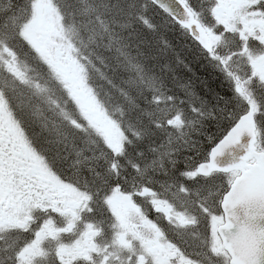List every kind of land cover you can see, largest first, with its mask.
<instances>
[{
    "label": "trees",
    "instance_id": "1",
    "mask_svg": "<svg viewBox=\"0 0 264 264\" xmlns=\"http://www.w3.org/2000/svg\"><path fill=\"white\" fill-rule=\"evenodd\" d=\"M42 1L50 9L42 14L52 18L54 37L51 30L46 34L45 25L43 31L32 25ZM185 1L207 31L219 36L212 53L149 0H0V59L2 53L9 52L20 64L25 62V69L33 73L32 80L35 77L47 87L43 97L50 100L37 106L9 86L6 92L11 114L28 145L45 151L48 157L56 159L67 149L73 152V164L80 157L76 155H88L89 162L76 169L79 178L72 184L89 194L92 222L102 229L112 219L106 204L114 193L131 197L141 217L151 218L158 213L149 197L141 195L142 190L176 206L190 201L206 206L195 192L207 196L210 203L218 188L216 199L220 201L232 181L231 173L201 176L196 167L253 99L259 107L255 111L258 143L264 149V79L253 67L256 58H264V34L254 28L244 50V31L217 24L210 15L216 0ZM241 1L247 4L246 11L242 9L246 20L253 18L255 10L264 12V0ZM37 42L56 45L58 52H66L83 66L93 96L118 129V153L88 125L82 107L70 94L64 70H53ZM7 72L0 64V75ZM69 73L73 75L72 70ZM239 77L249 81L247 97L237 89ZM6 79L5 87L15 84L11 74ZM32 85L31 81L21 86ZM28 90L34 93L33 87ZM0 146H4L2 140ZM195 211L201 213L199 208ZM203 224L196 221L186 228L188 237L182 231L181 236L193 244L202 241ZM4 243L1 262L10 247L16 246L13 238ZM206 251L201 260L224 264L208 248ZM75 264L87 263L80 260Z\"/></svg>",
    "mask_w": 264,
    "mask_h": 264
},
{
    "label": "rangeland",
    "instance_id": "2",
    "mask_svg": "<svg viewBox=\"0 0 264 264\" xmlns=\"http://www.w3.org/2000/svg\"><path fill=\"white\" fill-rule=\"evenodd\" d=\"M44 3L43 1L42 4L38 3L36 10H38L39 14L32 25L37 30L42 28V31L45 25V28H47L44 29L47 30L46 34L51 30L50 35L54 37L52 18L42 14V12L50 10ZM246 5V2L241 0H216V4L210 11V15L217 24L227 25L230 30L237 29L241 33L244 31L243 37L247 36L244 39V50L247 47L248 37L252 35L251 32H253L254 28L264 34V12L255 10L253 18L246 20L248 16L242 13L243 8L244 11L247 9ZM45 7L47 8L46 10ZM239 26H241V29L238 28ZM210 32L208 34L213 47H215L219 36L210 34ZM46 42L43 45L39 42L36 43L40 47L41 45L43 46L41 51L43 57L53 66L54 71H58V69L64 70V80L66 83L68 82L67 84L71 88L70 94L74 101L82 107L83 112L86 114L88 125L97 133L100 132L102 134L112 152L118 153L120 140L118 129L109 120L96 101L95 96H93L87 84L83 66L75 62L70 55L65 54L66 52H58L56 45L47 44L45 46ZM0 60L3 61V63H0L1 66L3 67L4 64L9 71L4 76L0 75V84L3 87L2 90L0 89V140L3 143H7L11 135L10 147L17 149L14 155H16L17 159H20L19 162L23 163L24 166L28 161L34 163L40 174V180L44 181L47 186L45 189L32 186L28 180H25L23 175L19 176L17 173L15 176L14 169L13 174L8 171L5 175L0 170V199L4 194L6 195V199L2 203V209H0V247L3 248L8 236L21 239L13 243L16 244L15 248L13 245L10 247L8 255L3 262L0 261V264H42L40 254H42L43 258L48 257V253L44 254V243L50 244L52 242H54V256L70 260L77 259L87 264H180V259H191L200 264H212L206 258H203L204 261L200 259L201 256L207 254L206 249L210 245L213 255L216 256V259L219 258L218 261L222 262L221 260L227 257L221 240L216 233V227L223 219L218 204L220 195L218 188L213 191L215 194L212 197L213 201L210 203L206 200L207 196L200 197L199 192H195L197 194L195 196L206 206H199L201 203H192L190 201L186 205L183 203L180 205L184 208L173 205L164 198H158L148 190H142L141 195L149 197V202L158 213L152 219L141 218V210L133 206L131 197L127 199L124 196H120L119 193H114L111 197L112 199H109V202L112 200L111 209L114 211V215L110 212L112 219L109 218L107 220L105 229L91 222L89 223L88 220L93 216V213L88 212L89 210L86 208L89 207L91 197L88 193L76 190L72 184L75 178H79V175H77L79 171L76 173V169H81L83 165L89 162L88 155H76L75 157H80L71 164L74 155L72 154L73 152L71 153L67 149L66 151L64 149V151H60L58 153L60 156L55 159L54 157H48L45 151L39 152L38 148L28 145L25 133L11 114L8 103L9 93L6 90L9 89V86H13L12 88L18 89L17 92H20L23 98L26 97L27 102L42 106V102L50 101L49 98H46V101L43 97L47 87L35 77L32 80L33 73L30 75L28 70L25 69V62L20 64L9 52L2 53ZM253 67L261 72L264 79V58H256L253 62ZM70 70L73 71V75L69 73ZM10 74L16 80L15 84L17 85L12 83L13 85L8 84L5 87L9 77L8 79L6 78ZM238 79L237 89L243 97H247L249 81H245V79L240 77ZM2 80L3 82L1 83ZM31 81L33 85L28 88L33 87L34 93L29 91L28 88H22L21 86L23 83H31ZM249 97H252L251 93H249ZM250 102L256 111L259 108L256 101L253 99ZM47 115L52 117L50 113ZM178 120L175 119V121ZM49 121L46 119V122ZM47 136L50 135L47 134ZM73 147L71 145V150H73ZM258 147L261 149L259 143ZM108 152H111L110 149ZM51 154L54 155L56 152ZM67 162L68 164H66ZM61 164L66 167H62ZM190 176H193V174ZM15 178L19 184H14L13 180ZM22 179L25 180L24 183ZM37 182L39 183V180ZM213 192H210L209 195L213 194ZM177 202L180 201L177 200ZM5 204L7 205L6 208L4 207ZM197 208H199L201 213L195 211ZM3 211H6L5 215ZM37 211H57L60 214L59 220L61 224L58 223L56 226L55 223L51 222L52 220L44 216L40 231L39 227L36 230L33 229L34 222L33 224L26 223L25 227L22 228L23 230L16 228L17 222H27V217L33 216ZM69 211H73V213H66ZM47 221L49 222L47 223ZM196 221L198 224L208 221L205 226L206 233L210 235L207 245L206 242L203 243L198 240H195L193 244L191 239L190 241L181 236L180 230L183 229L185 235L189 234L186 228L194 225ZM14 226L15 228H12ZM60 228H64L68 232L64 233ZM103 234L108 237V245L99 243V237ZM93 253L96 255H93ZM84 255L86 258L83 257ZM227 264H229V260Z\"/></svg>",
    "mask_w": 264,
    "mask_h": 264
},
{
    "label": "water",
    "instance_id": "3",
    "mask_svg": "<svg viewBox=\"0 0 264 264\" xmlns=\"http://www.w3.org/2000/svg\"><path fill=\"white\" fill-rule=\"evenodd\" d=\"M208 52L209 34L184 0H149ZM255 111L251 106L210 148L196 167L199 175L239 171L223 195L224 222L218 227L230 264H264V150L257 148ZM184 264H192L186 262Z\"/></svg>",
    "mask_w": 264,
    "mask_h": 264
},
{
    "label": "flooded vegetation",
    "instance_id": "4",
    "mask_svg": "<svg viewBox=\"0 0 264 264\" xmlns=\"http://www.w3.org/2000/svg\"><path fill=\"white\" fill-rule=\"evenodd\" d=\"M16 151H17L16 148L9 146V140H7V143H5V146L0 147V158H1V160H0V170H1V173L5 169L6 173L8 171H10V173L13 174L14 173L13 169H14L15 170V176H16L17 173H18L19 176L23 175L25 177V180H28L32 186H36V187H39L41 189H45L47 186L44 184V181L40 180V177H39L40 174L37 171V166H34V163H30V161L26 162L25 166H24L23 163L19 162L20 159H17L16 155H14V153ZM8 168H9V170H8ZM25 180L22 179L23 183L25 182ZM38 180H39V183L37 182ZM13 182H14V184L15 183L19 184V182L17 181L16 178L13 180ZM7 192H10V191H7ZM48 197L51 198L50 196H48ZM2 198L0 199V209H2V203H3V200L6 199V195L4 194ZM110 202H111L110 204H106L107 205L106 208L109 209V211L114 215V211L111 209L112 200ZM132 204H133V206L138 208V206L136 205V202H134L133 200H132ZM4 207L6 208L7 205L5 204ZM88 210H89L88 212H90V207H88ZM70 212L73 213V211H69V212H66V213L69 214ZM115 213H116V210H115ZM3 214L5 215L6 211H3ZM50 215H52V216H50ZM59 215L60 214L57 211H53V212L52 211L51 212H48V211H46V212L37 211L36 214L34 213L33 216L27 217V222H25V223L22 222V221L17 222L16 228L21 230L23 227H25L26 223H28V224L32 223L33 224V222H34L33 229L36 230L39 227V231H40L41 225H43L44 216L48 217L50 220H52L51 222L55 223L56 226H57L58 223L61 224L60 220H59V217H60ZM141 218L152 219L150 216L141 217ZM48 222L49 221H47V223ZM88 222L89 223L90 222L93 223L90 219L88 220ZM12 228H15V226L12 227ZM60 230H63L64 233L68 232V230H64V228L63 229L60 228ZM96 232H97V230H96ZM9 238H11V239L13 238L14 242L17 241V240L18 241L21 240L20 238L19 239H15L13 236H8L6 241H8ZM22 238L24 239V237H22ZM99 243L102 244V245H108V237H105V235L103 234L101 237H99ZM44 244H45L44 247H43V249L45 251L44 254L48 253V257L43 258L42 254H40V260L41 261L42 260L45 261L46 262L45 264H49V263L75 264L76 262L80 261V260H77V259H71L70 260V259H63V258L54 256V252H55L54 251V242H52L50 244H46V243H44ZM93 255H96V254L93 253ZM83 257L86 258L85 255Z\"/></svg>",
    "mask_w": 264,
    "mask_h": 264
}]
</instances>
